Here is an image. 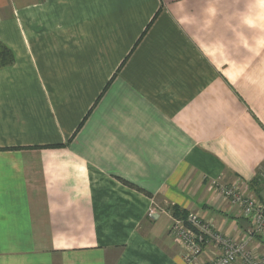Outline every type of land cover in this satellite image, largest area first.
Returning a JSON list of instances; mask_svg holds the SVG:
<instances>
[{"label":"crops","instance_id":"crops-1","mask_svg":"<svg viewBox=\"0 0 264 264\" xmlns=\"http://www.w3.org/2000/svg\"><path fill=\"white\" fill-rule=\"evenodd\" d=\"M0 45V264H188L192 214L264 261V0H0Z\"/></svg>","mask_w":264,"mask_h":264},{"label":"built area","instance_id":"built-area-1","mask_svg":"<svg viewBox=\"0 0 264 264\" xmlns=\"http://www.w3.org/2000/svg\"><path fill=\"white\" fill-rule=\"evenodd\" d=\"M264 179V175H262ZM220 192L232 206H237L242 214L250 218L256 234L264 233V206L253 198L245 197L235 186L221 187ZM152 214H149L151 217ZM171 234L178 241L184 261L188 264H234L240 260L242 264H264L254 256L245 245L239 244L230 237L211 232L197 215H189L185 219H172ZM213 243L218 254L206 263H196L208 243Z\"/></svg>","mask_w":264,"mask_h":264},{"label":"trees","instance_id":"trees-1","mask_svg":"<svg viewBox=\"0 0 264 264\" xmlns=\"http://www.w3.org/2000/svg\"><path fill=\"white\" fill-rule=\"evenodd\" d=\"M12 61H13V59H12L11 53L6 48H4L3 46L0 45V67L9 65V64L12 63ZM257 179H258V181L263 182L260 174L257 176ZM172 211H173L172 214L174 216L179 215V211L178 210L173 208Z\"/></svg>","mask_w":264,"mask_h":264},{"label":"rangeland","instance_id":"rangeland-1","mask_svg":"<svg viewBox=\"0 0 264 264\" xmlns=\"http://www.w3.org/2000/svg\"><path fill=\"white\" fill-rule=\"evenodd\" d=\"M1 46H3V45H1ZM4 47V46H3ZM4 48H6V47H4ZM7 49V48H6ZM8 50V49H7ZM9 52H10V50H8ZM11 53V52H10ZM11 55H12V53H11ZM12 59H13V55H12ZM12 63H13V61H12ZM11 63V64H12ZM11 64H9V65H11ZM8 66V65H7Z\"/></svg>","mask_w":264,"mask_h":264}]
</instances>
